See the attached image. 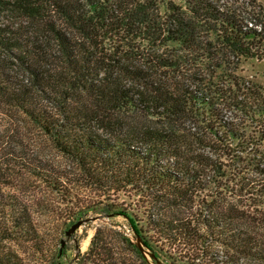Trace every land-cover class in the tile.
I'll return each instance as SVG.
<instances>
[{
	"label": "trees",
	"instance_id": "16d2710c",
	"mask_svg": "<svg viewBox=\"0 0 264 264\" xmlns=\"http://www.w3.org/2000/svg\"><path fill=\"white\" fill-rule=\"evenodd\" d=\"M240 1L237 12L217 0H0V115L48 140L77 177L58 176L33 153L23 152L20 165L56 193L59 179L102 193L112 202L102 212L127 218L155 260L264 264V202L255 216L226 203L198 215L202 183L184 161L186 137L178 129L183 118L205 129L226 158L244 163L239 174L260 177L241 183L245 194L264 199V154L241 160L255 155L253 139L238 135L205 89L179 80L198 81L220 51L263 58L264 9L258 0ZM166 44H176L180 56L158 54ZM219 94L258 124L264 141V89L236 79ZM12 127L14 134L0 129V150L23 148L19 125ZM119 194L128 211L116 204ZM62 196L71 217L93 208ZM40 238L29 207L0 189V264H52ZM75 264L149 263L124 233L103 225Z\"/></svg>",
	"mask_w": 264,
	"mask_h": 264
},
{
	"label": "rangeland",
	"instance_id": "374dc122",
	"mask_svg": "<svg viewBox=\"0 0 264 264\" xmlns=\"http://www.w3.org/2000/svg\"><path fill=\"white\" fill-rule=\"evenodd\" d=\"M173 1L179 2V0ZM217 1L219 4L225 5V8L237 12L243 10L245 6V3L240 0ZM258 1L264 9V0ZM159 10L160 13L164 12L163 4L159 5ZM158 54L175 59L181 53L176 44H166L160 48ZM183 60L194 61L192 58L186 59L185 55ZM214 63L215 60L208 64V67L200 69L201 75L198 77V81L194 83L193 81H185L184 79L187 76L178 79L186 87L197 90L205 89L209 93L214 101L216 111L227 117L231 122L233 120L236 124L238 135L253 139L251 142L253 143V150L256 151L254 157L243 155L241 160L246 157L259 161L261 157L259 154H264V141L261 140L257 132L259 130L258 124L247 121L240 113L229 107L230 102L225 101L224 96H221L219 92H224L229 87V83L236 79L240 84L251 83L260 89H264V55L259 61L255 59L245 60L237 58L226 51H220L216 64L212 66ZM186 68H191V63H188ZM213 93H216L217 97ZM150 120L155 121L154 119ZM163 122L166 123L167 120ZM16 125H19V131L24 135V146L20 148L15 144L8 145L9 151H7L9 154L5 148V150H0V189L5 194L18 196L29 207L33 222L41 237L40 241L46 246L47 257L52 261V264H75L77 259L87 251L95 230L103 225L124 233L135 246L141 245L130 231L127 218L121 214H104L102 212L103 205L112 202L107 201V198L99 191L84 187L83 183L78 181L67 182L59 179L58 189L62 192L61 194L56 193L37 176L25 170L20 165L21 161H19L23 156V152L28 153V155L33 153L37 156L38 161L53 168L58 176L65 171V174L69 175V179L77 177L71 163L55 151L48 140L38 136L34 130L21 123V121L11 122L8 117L0 115V129H3V127L11 129L10 132L14 134L15 128L12 126ZM199 127L194 121L183 118L178 128L186 137L184 161L190 165V168L194 169L195 173H198V178L202 183L203 190L196 192L194 198L196 213L198 215L204 214V211H207L209 207L226 203L229 208L237 212L255 216L263 209L264 199L253 190L245 194V188L241 187V183L246 184V180L252 178L255 185L259 182L260 177L256 175L251 177L249 173H245L243 176L239 174V169H245L244 163L226 158L221 151L222 147L213 142L205 129ZM62 193L66 197L72 195L76 204L92 205V210L88 211L86 215L71 217L69 206L65 202ZM116 197V204L120 205L121 210L126 209L128 211L131 208L129 200L125 198L126 196L122 197L119 194ZM105 215L112 216L106 218ZM94 217H102V219L86 222L70 238L65 236V232L77 221ZM199 217L197 216L194 222L198 226ZM135 221L141 227L143 223L141 216L137 215ZM250 230H253V228L250 227ZM61 241H64L62 247ZM76 246L79 247L80 253L75 259ZM45 253L43 252V254ZM142 255L149 264H182L174 263L172 260L168 261L162 257L155 260L145 248H143ZM27 260L32 261L29 256H27Z\"/></svg>",
	"mask_w": 264,
	"mask_h": 264
},
{
	"label": "water",
	"instance_id": "95a60500",
	"mask_svg": "<svg viewBox=\"0 0 264 264\" xmlns=\"http://www.w3.org/2000/svg\"><path fill=\"white\" fill-rule=\"evenodd\" d=\"M105 216H106V218H109V217L112 216V215H105ZM100 219H102V217H94V218H87V219H84V220H79V221H77L76 223H74L73 225L70 226V228L65 232V236H66L67 238H70V237L73 235V233H74L77 229H79V228L81 227V225H83L84 223H86V222H93V221L100 220ZM136 241H137L138 243H140V240H139L138 238H136ZM60 244H61V247H62V246L64 245V241H61ZM140 244H141V243H140ZM136 248L138 249V251H139L141 254L143 253L142 245H137ZM76 249H77V254H76V256H75V259H76V257L78 256V254L80 253V249H79L78 246H76ZM151 256H152V255H151Z\"/></svg>",
	"mask_w": 264,
	"mask_h": 264
}]
</instances>
